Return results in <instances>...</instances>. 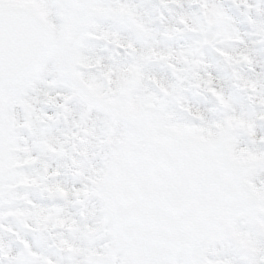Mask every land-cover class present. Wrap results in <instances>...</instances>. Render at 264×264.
<instances>
[{
  "label": "snow or ice",
  "instance_id": "obj_1",
  "mask_svg": "<svg viewBox=\"0 0 264 264\" xmlns=\"http://www.w3.org/2000/svg\"><path fill=\"white\" fill-rule=\"evenodd\" d=\"M0 264H264V0H0Z\"/></svg>",
  "mask_w": 264,
  "mask_h": 264
}]
</instances>
